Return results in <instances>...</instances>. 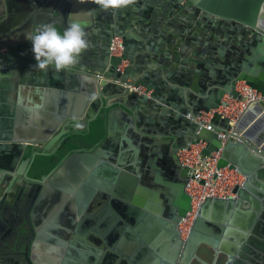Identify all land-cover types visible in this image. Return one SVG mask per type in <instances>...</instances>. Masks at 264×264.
Here are the masks:
<instances>
[{
  "label": "water",
  "instance_id": "water-1",
  "mask_svg": "<svg viewBox=\"0 0 264 264\" xmlns=\"http://www.w3.org/2000/svg\"><path fill=\"white\" fill-rule=\"evenodd\" d=\"M87 1L89 12L81 17L71 13L69 24L79 20L87 25L88 40H97L92 45L96 49L94 57L83 55L85 59L70 70L57 73L49 66L45 72L34 67L32 46L28 45L23 54L27 57L12 56L9 62L17 71L23 70L33 86V95L46 91L53 98L44 106L48 115L44 130L29 132L25 137L0 133V182L7 184L5 192L0 189V222L11 217L13 196L18 209L28 205L27 190L36 182L30 212L35 229L33 241L30 247H24L19 238L0 244V264H40L35 260L34 246L44 233L47 245L52 246L44 264H68L73 246L71 236L82 229L83 220L77 223L76 218L88 203V198L82 203L78 194L73 195L74 185L69 180L76 186L82 184V189H91L92 197L97 190L101 191L98 199L102 191L111 192V187L94 176L104 171L115 176L123 172L122 168L135 173L137 194L124 198L135 212L133 217L142 224L138 228L142 238L135 239L137 244H144L141 252L154 258L155 264H190L192 258L204 256L207 244L213 252L221 253L224 234L217 235L209 224L214 223L220 210L227 212V223L233 211L251 204L249 182L254 175L264 174V115L253 125V121L249 123L257 111L264 109V99L250 105L254 110L248 109L240 120L237 131L241 141L230 140L223 147L218 131L229 128L227 118L214 113L210 121L214 130L199 128L193 118L201 111L219 108L225 95L238 98L239 81H245L264 96V0H171L172 5L180 7V24L169 19L161 36L154 35L158 42L167 38L170 42L166 58L161 60L147 54L152 52L148 46L153 33L144 22L141 6L151 0H137L133 6L108 11L100 10L92 0ZM9 4V0H0V44L7 43L5 39L10 36L6 19ZM66 27L60 24L56 28L62 33ZM200 29L204 32L195 38V67L184 71L188 66L178 58L193 54L190 34ZM115 36L122 37L119 55L112 54L110 49ZM171 43H176V58H171ZM170 58L178 65L171 67ZM123 61H128V65L118 71ZM152 61L160 63L159 74L151 66ZM99 73L104 77L96 76ZM170 73L178 86L167 80ZM82 75L93 77V82L83 83ZM118 79L142 84L150 94L130 91L114 81ZM189 113L191 118L187 117ZM98 117L106 120V138L90 152L73 151L47 175L38 178L37 174L49 164L47 157L58 151L71 130L89 128ZM77 124L82 127L78 129ZM201 141L206 142L204 155L222 148L219 166L238 167L246 180L235 188L236 197H206L198 205L190 232L183 239L179 225L193 213L194 207L193 198L186 191L188 169L181 165L178 151ZM131 142L139 145L138 154H130ZM24 156L27 157L22 159ZM137 158L138 168L133 164ZM77 160L83 164L70 171ZM63 169L66 179L55 178ZM41 207L46 212L38 219ZM61 215L65 216L64 225H56ZM260 247L264 251V243ZM55 253L57 256L52 255ZM259 254L260 258L252 264H264V253ZM236 255L229 248L226 264H231Z\"/></svg>",
  "mask_w": 264,
  "mask_h": 264
},
{
  "label": "crops",
  "instance_id": "crops-1",
  "mask_svg": "<svg viewBox=\"0 0 264 264\" xmlns=\"http://www.w3.org/2000/svg\"><path fill=\"white\" fill-rule=\"evenodd\" d=\"M9 1L10 14H8L9 16L7 15L6 19L10 36L5 39L7 42L5 44L18 48L23 54L27 51L26 48L28 45H31V42L26 39L27 35L29 33L35 34V29L38 26L43 24L53 25L54 23L56 27L60 24L68 26L72 15L71 13L81 17L89 12L87 0H84L83 3L80 0ZM179 8L178 5H172L171 0H151L141 6V10L143 9L141 13L146 17L144 22L148 24V30L153 33L150 38L151 43L148 46L152 52L147 51V54L150 53L148 54L150 56L149 58L152 55L160 58V60L166 58L165 54L168 52L167 46L170 45L168 38L162 42H158V38L154 35L161 36L160 32L166 30L167 26L165 22H168L169 19L175 25L180 24L178 22V17L181 15ZM203 32L204 30L200 29L198 32H192L190 34V38L192 39L190 53L193 52V54L188 56V58H178L179 60L184 59L185 65L188 66V69L184 71L195 67L196 62L193 60V56L198 46L194 42L196 41L195 38L201 36ZM89 42L91 47L83 55H89L91 58L94 57L93 54L96 51L92 45L97 40L93 37ZM171 47L173 49L171 58H176L178 51L176 43H171ZM12 56L0 57V133H16L25 137L29 132L45 129L48 115L43 109L40 113L41 118L36 119L33 109L35 104H43L45 106L53 96L47 94L46 91L33 95V90L31 89L33 86L27 82L23 70L17 71L16 66L12 67L9 64L10 60H12L11 58H13ZM18 56L27 57L26 55ZM171 58V67L173 65L177 66L178 61L175 63ZM120 65L124 69L128 65V61H123ZM31 66L33 64L30 63V68ZM151 66L156 69L157 73L161 72L159 62L152 61ZM178 68L180 69L179 71L183 70L180 65ZM154 76H157V74ZM171 78H173V73H170V79L167 80L169 83H174L173 85L178 86L177 82L173 81V79L171 80ZM39 95L40 98L38 97ZM249 109L254 110V107L250 106ZM103 112L104 110L102 109L101 113ZM142 112L144 113V111ZM262 115H264V109L257 111L255 117L249 123L253 121L251 123L253 125ZM87 129H72L71 133H82ZM129 138L133 140L132 137ZM138 146V144L131 142L130 154L135 152L138 154ZM94 149L95 147L86 148L80 145L77 150L90 152ZM137 160L138 158L133 163L136 167ZM81 163L83 164L82 161H74L70 167V171L74 170ZM122 171L118 172L115 176H112L111 173L106 171L102 174L99 172L98 175L94 176V179L103 181L111 187V192L102 191L103 193L98 196V199H96V196L101 191L97 190L94 193V197H92L91 189H82V184L76 186L74 182L69 180L74 185L72 190L73 195L78 194L79 200L82 203L88 198V203L84 207L83 214L76 218L77 223L83 220L82 229L77 234L74 233L71 236L73 246L71 259L68 264H155L154 258L150 259L149 257L151 256L148 253L141 252L144 244L139 245L135 240L137 237L142 238L138 235V228H141L142 224L133 217L135 212L132 211L129 202L124 198L125 196L137 194L136 181L134 179L135 173L131 169L128 170V168H122ZM58 173L59 176L55 178L66 179L64 169ZM90 186L92 187V185ZM249 190L251 204L247 203L244 207L237 208L233 211L232 217L227 223L225 221L228 217L227 212L220 210L215 214L216 219L214 223L209 224V226L214 228V232L217 235L221 236L224 234L220 242L222 246L220 250L222 252H213V248L207 244L206 251L203 252L204 256H200L199 259L192 258L190 264H226L229 259L227 258L229 248L238 254L231 264H252L254 260L260 258L259 253H264L263 248L260 247L264 243V174L261 176L258 174L254 175L249 182ZM116 192L118 195H114V193L117 194ZM30 212L31 208L28 210L30 222L25 228L30 233L31 241H33L35 229ZM45 212L46 210L41 207V210H38V219L43 218ZM193 219L194 214L190 216L187 222L192 223ZM64 221L65 216L61 215L55 223L56 225H59V223L64 225ZM224 223H226V226ZM21 226L22 224H20V228ZM46 236V233L41 235L39 241L34 246L35 260L40 264H44L47 258L50 257V252L48 248L46 249L48 247ZM52 255L57 256V253ZM4 264L15 263L6 262Z\"/></svg>",
  "mask_w": 264,
  "mask_h": 264
},
{
  "label": "built area",
  "instance_id": "built-area-1",
  "mask_svg": "<svg viewBox=\"0 0 264 264\" xmlns=\"http://www.w3.org/2000/svg\"><path fill=\"white\" fill-rule=\"evenodd\" d=\"M112 54H118L122 51V37L115 36L112 39L110 46ZM23 55V52L18 48L9 44H0V57ZM118 71H122L121 65L117 68ZM99 78H103V74H97ZM122 87L130 89V91L138 92L141 94L147 93V88L142 84H137L131 79L125 81L114 80ZM239 92V97L234 98L232 95H225L222 98V104L219 108L212 109L208 112L201 111L193 118L198 123L199 128L206 127L209 130H214V124L210 121L214 116V113L218 112L222 118L228 119L229 128L226 131H218V136L222 141V147L225 146L230 140L237 142L241 141V133L237 131V126L240 120L243 118L250 105L263 100L264 96L256 88L245 81H239L236 87ZM187 117L191 118V114H187ZM206 142L201 141L198 144H192L190 147H182L178 151L179 161L182 166L188 169L189 180L186 185V191L193 198L194 211L189 215L187 219H184L179 228L182 232V238L186 239L192 223H189L184 227V223L189 220L191 215H195L198 205L206 197H220L230 198L236 197L235 188L242 186L246 180V176L242 173L238 167H230V164L226 166H219V162L222 158V148L217 151L211 152L209 155L202 153L203 147Z\"/></svg>",
  "mask_w": 264,
  "mask_h": 264
},
{
  "label": "clouds",
  "instance_id": "clouds-1",
  "mask_svg": "<svg viewBox=\"0 0 264 264\" xmlns=\"http://www.w3.org/2000/svg\"><path fill=\"white\" fill-rule=\"evenodd\" d=\"M81 3L84 0H80ZM100 10H119L133 6L137 0H92ZM87 25L79 20H73L61 33L52 24H43L35 29V34L29 33L26 37L31 42V51L34 55V67L48 71L49 66L57 73L70 70L80 64L83 54L91 47L88 40ZM83 83H92L93 77L82 75ZM43 104L34 105L36 119H40ZM79 129L82 127L77 124Z\"/></svg>",
  "mask_w": 264,
  "mask_h": 264
},
{
  "label": "trees",
  "instance_id": "trees-1",
  "mask_svg": "<svg viewBox=\"0 0 264 264\" xmlns=\"http://www.w3.org/2000/svg\"><path fill=\"white\" fill-rule=\"evenodd\" d=\"M106 135V120L98 117L91 122L89 128L84 132L71 133L67 135L58 151L47 157L49 164L39 174L49 173L52 169L59 165L65 157L73 151H76L80 145L86 148H96L106 138Z\"/></svg>",
  "mask_w": 264,
  "mask_h": 264
},
{
  "label": "flooded vegetation",
  "instance_id": "flooded-vegetation-1",
  "mask_svg": "<svg viewBox=\"0 0 264 264\" xmlns=\"http://www.w3.org/2000/svg\"><path fill=\"white\" fill-rule=\"evenodd\" d=\"M27 157V156H26ZM25 156L22 158H26ZM48 173H41L37 174L38 178H40L43 175H47ZM36 182H34V185ZM30 186V188L27 190V194L30 196L28 198V205L24 208L18 209V201L15 199V196L10 197L13 201L14 204V210L11 214V217L6 221V222H0V244H3L5 242H11L15 240L16 238H19L23 242L22 244L24 247L28 246L30 247L31 244V237L30 233H28L27 228H25L26 225L30 222L29 219V214L28 210L32 207L31 202L34 200L33 195L35 193L36 187L35 186ZM7 188V184L2 180L0 182V189H5ZM19 224V225H18ZM20 224H22L20 228ZM180 226V225H179ZM4 230V232H2ZM23 240V241H22Z\"/></svg>",
  "mask_w": 264,
  "mask_h": 264
},
{
  "label": "bare ground",
  "instance_id": "bare-ground-1",
  "mask_svg": "<svg viewBox=\"0 0 264 264\" xmlns=\"http://www.w3.org/2000/svg\"><path fill=\"white\" fill-rule=\"evenodd\" d=\"M51 247H52V246H48V247H46V249L48 248V249H49L48 251H50V250H51ZM52 251H53V250H52Z\"/></svg>",
  "mask_w": 264,
  "mask_h": 264
},
{
  "label": "rangeland",
  "instance_id": "rangeland-1",
  "mask_svg": "<svg viewBox=\"0 0 264 264\" xmlns=\"http://www.w3.org/2000/svg\"><path fill=\"white\" fill-rule=\"evenodd\" d=\"M188 224H189L188 222H185L183 225H184V227H186Z\"/></svg>",
  "mask_w": 264,
  "mask_h": 264
}]
</instances>
